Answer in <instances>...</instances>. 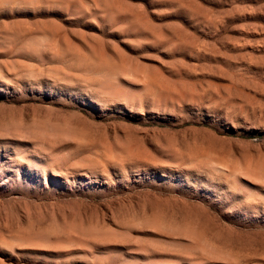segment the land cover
Returning a JSON list of instances; mask_svg holds the SVG:
<instances>
[{
  "label": "rangeland",
  "instance_id": "rangeland-1",
  "mask_svg": "<svg viewBox=\"0 0 264 264\" xmlns=\"http://www.w3.org/2000/svg\"><path fill=\"white\" fill-rule=\"evenodd\" d=\"M0 264H264V0H0Z\"/></svg>",
  "mask_w": 264,
  "mask_h": 264
}]
</instances>
